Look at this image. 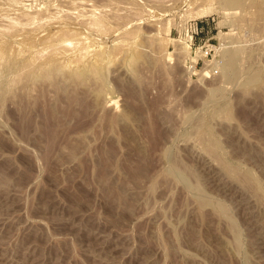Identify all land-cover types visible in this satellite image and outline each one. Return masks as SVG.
I'll use <instances>...</instances> for the list:
<instances>
[{"label":"rangeland","instance_id":"obj_1","mask_svg":"<svg viewBox=\"0 0 264 264\" xmlns=\"http://www.w3.org/2000/svg\"><path fill=\"white\" fill-rule=\"evenodd\" d=\"M227 4L0 0V264H264V0Z\"/></svg>","mask_w":264,"mask_h":264},{"label":"bare ground","instance_id":"obj_2","mask_svg":"<svg viewBox=\"0 0 264 264\" xmlns=\"http://www.w3.org/2000/svg\"><path fill=\"white\" fill-rule=\"evenodd\" d=\"M238 2H239V0H225V3H228L227 4V6H229V4H232V7H234V5L233 4H238ZM223 3V2H222ZM222 3H221V6H222ZM241 3V2H240ZM224 4V3H223ZM226 5V4H225ZM239 6V5H238ZM240 6H241V4H240ZM217 8V7H216ZM227 8V7H226ZM216 11L217 10H215V8L214 7H212V6H209L207 9H205V10H203V11H201L200 13H199V11H197L198 13H197V15H199V16H210V15H212V14H214V13H216ZM222 36V35H221ZM221 39H222V37H221ZM180 50L183 52V53H186L187 55H190V56H188V57H191L192 56V53L194 54L195 52L193 51V50H191V48H190V45H188V44H182V46L180 47ZM239 52V51H238ZM204 53V52H203ZM235 53V52H234ZM196 54L197 55H199L200 57H201V55H203V54H201V49H197V51H196ZM196 55V57L198 58L199 56H197ZM195 57V58H196ZM235 57H236V55L235 54H231V56H230V58L228 59V61H227V70H230L231 71V65L232 66H234V61H235ZM193 60H195V58H193V56L191 57ZM191 61V60H190ZM208 64V63H207ZM206 66H209V65H206ZM189 67V66H188ZM206 68H208V67H206ZM237 69V68H236ZM238 70V69H237ZM190 71V70H189ZM203 71V70H202ZM212 71V70H211ZM238 72V71H237ZM209 73H211L210 71H209ZM233 73V72H232ZM207 75V74H206ZM234 75H235V73H234ZM237 77V76H236ZM238 79V78H237ZM175 166V165H174ZM175 167H177V166H175Z\"/></svg>","mask_w":264,"mask_h":264},{"label":"crops","instance_id":"obj_3","mask_svg":"<svg viewBox=\"0 0 264 264\" xmlns=\"http://www.w3.org/2000/svg\"><path fill=\"white\" fill-rule=\"evenodd\" d=\"M201 27H202V29H205V28H207V27H206V25H202Z\"/></svg>","mask_w":264,"mask_h":264},{"label":"built area","instance_id":"obj_4","mask_svg":"<svg viewBox=\"0 0 264 264\" xmlns=\"http://www.w3.org/2000/svg\"><path fill=\"white\" fill-rule=\"evenodd\" d=\"M197 34V33H196Z\"/></svg>","mask_w":264,"mask_h":264}]
</instances>
